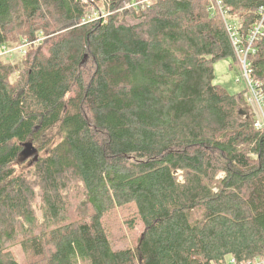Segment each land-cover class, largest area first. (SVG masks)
Listing matches in <instances>:
<instances>
[{"label":"trees","instance_id":"16d2710c","mask_svg":"<svg viewBox=\"0 0 264 264\" xmlns=\"http://www.w3.org/2000/svg\"><path fill=\"white\" fill-rule=\"evenodd\" d=\"M142 1L0 0V51L31 43L22 68L0 57V264L264 262V132L247 89L213 82L238 61L225 23ZM222 3L246 47L264 0Z\"/></svg>","mask_w":264,"mask_h":264},{"label":"built area","instance_id":"2783aa9c","mask_svg":"<svg viewBox=\"0 0 264 264\" xmlns=\"http://www.w3.org/2000/svg\"><path fill=\"white\" fill-rule=\"evenodd\" d=\"M151 1L153 0H143L142 3H150ZM210 10L212 11L213 14H218L225 23L227 33L229 34L231 42L235 48L238 62L242 66L244 76L248 83L246 97L256 115V121L254 123V126L258 130H261L264 132V109H263L264 95L262 91L259 89L258 83L254 82L251 79L253 68H252L250 58H249L250 54L255 53L254 44L264 34L263 33L264 27L262 26V24H264V7H261L259 10L262 18L255 25L254 29L251 31L250 35L248 36L246 47H240L241 40H240V35L237 31L238 26L237 24L229 20V14L225 10L222 0H211ZM91 15L92 17H97L99 13L93 11ZM40 40L41 38L37 42H40ZM30 44H31L30 42H27L26 40H24L20 49L24 48V53H25V50L28 48ZM8 52L10 53V55H12L11 50H6V48H3L0 51V57L5 54H8ZM261 264H264V262H262Z\"/></svg>","mask_w":264,"mask_h":264},{"label":"rangeland","instance_id":"374dc122","mask_svg":"<svg viewBox=\"0 0 264 264\" xmlns=\"http://www.w3.org/2000/svg\"><path fill=\"white\" fill-rule=\"evenodd\" d=\"M98 5H100L102 11L105 9L104 0H97ZM93 11L90 13L92 14ZM236 22V21H235ZM23 40L17 35H12L10 37V41L6 44V49L12 51V55L8 52L1 56V59L7 63L17 64L20 68L23 67L24 60V48L20 49L22 46ZM214 84L225 89L229 94H237L244 92L248 89V83L244 76L243 69L241 64L238 61H235L232 57H227L224 59H220L214 63ZM264 109V106H263ZM29 145L31 149V142L29 141L26 145ZM26 150L21 154V158L16 165L17 171L21 172L32 166L33 162L37 158V152L32 150L30 154L25 153ZM26 157H25V156ZM43 156L45 154H42ZM122 218L118 217L115 225V233L117 235H121V232L125 230L124 226H122ZM18 260H23V257L17 252ZM227 264H232L231 257H226L225 259Z\"/></svg>","mask_w":264,"mask_h":264},{"label":"bare ground","instance_id":"6f19581e","mask_svg":"<svg viewBox=\"0 0 264 264\" xmlns=\"http://www.w3.org/2000/svg\"><path fill=\"white\" fill-rule=\"evenodd\" d=\"M262 26L264 27V24H262Z\"/></svg>","mask_w":264,"mask_h":264},{"label":"crops","instance_id":"0c3cea01","mask_svg":"<svg viewBox=\"0 0 264 264\" xmlns=\"http://www.w3.org/2000/svg\"><path fill=\"white\" fill-rule=\"evenodd\" d=\"M5 48H7V47L5 46Z\"/></svg>","mask_w":264,"mask_h":264}]
</instances>
